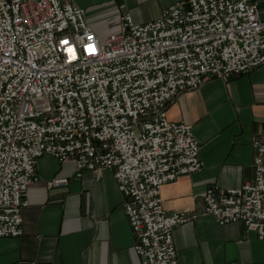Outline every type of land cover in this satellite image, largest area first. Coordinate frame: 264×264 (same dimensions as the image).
<instances>
[{
	"label": "built area",
	"instance_id": "built-area-1",
	"mask_svg": "<svg viewBox=\"0 0 264 264\" xmlns=\"http://www.w3.org/2000/svg\"><path fill=\"white\" fill-rule=\"evenodd\" d=\"M262 64L264 0L177 1L145 23L125 13L105 38L71 0H0V237L23 233L27 188L51 154L74 159L78 176L111 169L141 263L180 264L173 230L198 213L167 211L161 188L204 163L192 125L168 105ZM253 165L240 187L210 185L203 213L264 238V126Z\"/></svg>",
	"mask_w": 264,
	"mask_h": 264
},
{
	"label": "crops",
	"instance_id": "crops-1",
	"mask_svg": "<svg viewBox=\"0 0 264 264\" xmlns=\"http://www.w3.org/2000/svg\"><path fill=\"white\" fill-rule=\"evenodd\" d=\"M71 1L105 38L121 29L125 13L145 23L186 0ZM167 112L192 125L204 163L161 188L167 211L198 213L173 230L179 263L264 264V238L239 221L220 224L203 213L210 185L240 187L254 177V141L264 126V64L232 78H210L177 95ZM77 172L74 159L61 162L51 154L39 159V178L28 186L22 209L23 233L0 237V264H142L113 171ZM52 178L69 183L50 187Z\"/></svg>",
	"mask_w": 264,
	"mask_h": 264
}]
</instances>
